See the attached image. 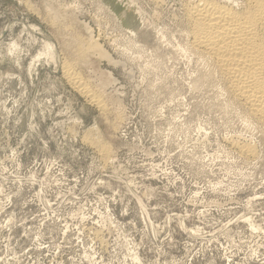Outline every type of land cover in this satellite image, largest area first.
Here are the masks:
<instances>
[{
    "label": "rangeland",
    "instance_id": "374dc122",
    "mask_svg": "<svg viewBox=\"0 0 264 264\" xmlns=\"http://www.w3.org/2000/svg\"><path fill=\"white\" fill-rule=\"evenodd\" d=\"M185 1L0 0V264H264V126Z\"/></svg>",
    "mask_w": 264,
    "mask_h": 264
},
{
    "label": "bare ground",
    "instance_id": "6f19581e",
    "mask_svg": "<svg viewBox=\"0 0 264 264\" xmlns=\"http://www.w3.org/2000/svg\"><path fill=\"white\" fill-rule=\"evenodd\" d=\"M184 15L188 29L186 51L207 69L203 73L202 83L214 78L223 81L229 97L244 106L247 115L250 114L264 126V0H186ZM81 44L78 52L82 57L87 52L99 51L93 39H89V42L82 40ZM46 48V53L42 54L54 59L53 45L47 43ZM63 65L69 76L67 78L79 91L97 105H104L102 97L91 92L90 84L73 69L71 63L65 62ZM236 147L245 156L256 155L249 144L236 143ZM102 148L103 151L109 149L104 144Z\"/></svg>",
    "mask_w": 264,
    "mask_h": 264
}]
</instances>
